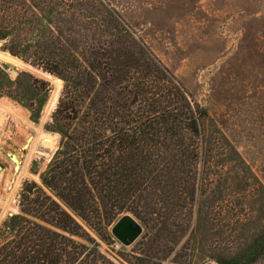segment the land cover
I'll return each instance as SVG.
<instances>
[{"label": "rangeland", "instance_id": "1", "mask_svg": "<svg viewBox=\"0 0 264 264\" xmlns=\"http://www.w3.org/2000/svg\"><path fill=\"white\" fill-rule=\"evenodd\" d=\"M38 5L64 15L68 7H78L92 15L94 21L76 16V38L112 39L111 46L126 55L139 48L150 53L206 112L199 140L185 138L197 140V155L177 165L179 180L172 189L162 180L167 193L157 191L156 214L141 203L132 204L139 219L124 213L95 230L79 221L86 236L73 239L82 246L75 252L81 264H264V0H41ZM51 21L57 25L60 19L52 14ZM4 46L0 41V53L10 56ZM12 58L25 66L2 60L0 65L12 81L24 73L17 89L29 92H21L19 101L0 98V196L6 198L0 227L19 213L23 186L40 184L61 139L49 125L63 82ZM32 79L41 92L27 87ZM55 89L56 102L44 115ZM30 105L40 110L37 119ZM47 138L50 145L43 142ZM124 215L142 228L128 247L111 235Z\"/></svg>", "mask_w": 264, "mask_h": 264}, {"label": "trees", "instance_id": "2", "mask_svg": "<svg viewBox=\"0 0 264 264\" xmlns=\"http://www.w3.org/2000/svg\"><path fill=\"white\" fill-rule=\"evenodd\" d=\"M40 1L0 0V41L11 57L63 82L49 125L61 139L40 184L23 186L19 213L0 227V264H81L73 239L86 236L80 222L95 230L124 213L139 219L141 203L156 214L157 191L167 193L162 180L172 189L177 165L197 155L206 112L150 53L126 55L112 39L76 38V16H93L78 7L64 15ZM6 69L0 65V98L19 101L29 92L17 89L25 74L12 81ZM28 107L37 119L40 110ZM187 135L197 140L186 143Z\"/></svg>", "mask_w": 264, "mask_h": 264}, {"label": "water", "instance_id": "3", "mask_svg": "<svg viewBox=\"0 0 264 264\" xmlns=\"http://www.w3.org/2000/svg\"><path fill=\"white\" fill-rule=\"evenodd\" d=\"M141 233V226L129 215L119 218L111 228V235L124 247L133 244Z\"/></svg>", "mask_w": 264, "mask_h": 264}, {"label": "bare ground", "instance_id": "4", "mask_svg": "<svg viewBox=\"0 0 264 264\" xmlns=\"http://www.w3.org/2000/svg\"><path fill=\"white\" fill-rule=\"evenodd\" d=\"M0 60H2V61H5V62H9V63H12V64H15V65H17V66H20V67H23V66H25L24 64H22L20 61H18V60H16V59H14V58H12V57H10L9 55H7V54H3V53H0ZM26 68H28L27 66H26ZM29 69H31V68H29ZM32 71H33V69H32ZM41 76V75H40ZM42 76H45V78H48V80L49 79H52V77L51 76H49V75H47V74H42ZM41 76V77H42ZM52 81V80H51ZM55 82L57 81V80H54ZM58 82H56V85H57V87H58V84H57ZM55 85V86H56ZM59 87H61L60 85H59ZM56 90V89H55ZM57 90L54 92V95L52 96V98L50 99V101H49V104H48V106L46 107V110H45V113H44V115H46L48 112H49V110L54 106V104H55V102H56V95H57ZM47 137V136H46ZM44 140V139H43ZM46 140H49L48 138L47 139H45L43 142H44V144L45 145H50V141H46ZM31 141V140H30ZM52 141H54L53 140V137H52ZM28 142V141H27ZM44 146V145H43ZM30 150V149H29ZM13 156V155H12ZM29 157V155L27 156V157H25V158H28ZM24 158V159H25ZM27 160V159H26ZM12 161H13V163H14V165H15V171L17 172V173H19V161L16 159V158H12ZM12 163V162H11ZM16 176V175H15ZM1 178H2V170H1V167H0V180H1ZM12 181V180H11ZM14 183V182H13ZM9 184V183H8ZM14 185V184H13ZM13 185H12V187H13ZM8 188H9V186H8ZM12 189V188H11ZM12 192V191H11ZM10 197L12 198V194H10ZM11 201V200H10ZM4 202H6V198L5 197H2V196H0V203H4ZM8 204V203H7ZM7 204H5V206H4V209L5 210H7L8 208H9V205H7Z\"/></svg>", "mask_w": 264, "mask_h": 264}]
</instances>
